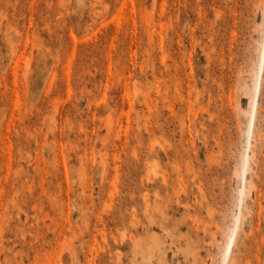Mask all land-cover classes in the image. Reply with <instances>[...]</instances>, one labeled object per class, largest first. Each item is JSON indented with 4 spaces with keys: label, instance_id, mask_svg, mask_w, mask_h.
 Wrapping results in <instances>:
<instances>
[{
    "label": "rangeland",
    "instance_id": "1",
    "mask_svg": "<svg viewBox=\"0 0 264 264\" xmlns=\"http://www.w3.org/2000/svg\"><path fill=\"white\" fill-rule=\"evenodd\" d=\"M0 264H264V0H0Z\"/></svg>",
    "mask_w": 264,
    "mask_h": 264
}]
</instances>
